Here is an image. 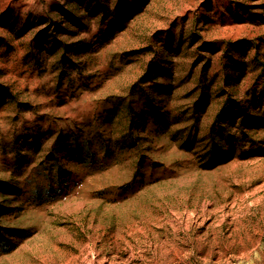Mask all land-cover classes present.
<instances>
[{"label": "rangeland", "instance_id": "374dc122", "mask_svg": "<svg viewBox=\"0 0 264 264\" xmlns=\"http://www.w3.org/2000/svg\"><path fill=\"white\" fill-rule=\"evenodd\" d=\"M0 264H264V0H0Z\"/></svg>", "mask_w": 264, "mask_h": 264}]
</instances>
